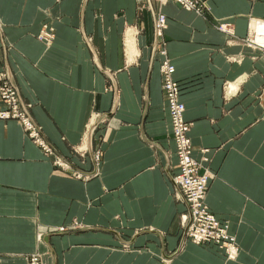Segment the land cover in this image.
Wrapping results in <instances>:
<instances>
[{
  "label": "crops",
  "instance_id": "crops-1",
  "mask_svg": "<svg viewBox=\"0 0 264 264\" xmlns=\"http://www.w3.org/2000/svg\"><path fill=\"white\" fill-rule=\"evenodd\" d=\"M198 1L0 0V71L51 145L0 119V264L33 253L44 264H264V50L244 42L264 0ZM46 22L49 41L38 37ZM163 59L192 156L214 173L205 200L228 221L235 259L181 241L187 204L171 179Z\"/></svg>",
  "mask_w": 264,
  "mask_h": 264
},
{
  "label": "built area",
  "instance_id": "built-area-1",
  "mask_svg": "<svg viewBox=\"0 0 264 264\" xmlns=\"http://www.w3.org/2000/svg\"><path fill=\"white\" fill-rule=\"evenodd\" d=\"M164 3L167 0H157ZM187 9L200 8L198 0H175ZM255 29L249 25V32L244 37L245 44L264 50V20H255ZM166 24V15L163 12L157 14L155 20V32L160 35ZM220 28H226L227 24H220ZM48 28V29H47ZM44 25L38 33V37L45 41L51 38L50 28ZM229 32V31H228ZM257 37L258 40H254ZM174 65L167 59L160 64L161 87L165 94L166 105L169 113L171 136L175 142V153L178 160V170L171 175V179L177 190V195L187 204V212L182 216L185 226L184 238L193 243H213L217 245L229 257L232 247L238 248L235 236L229 233L227 221L219 220L210 211L205 200L206 191L210 179L214 176L207 166L199 171L201 163L192 156V142L189 135L190 121L184 117L185 104L180 98V84L174 77ZM0 119H20L23 125L32 128L31 135L45 151H51V145L42 139V133L28 112L23 108L18 88L11 76L6 71H0ZM32 120V121H31ZM31 123L33 126H31ZM60 227V230H63ZM29 264H44L38 253H33L28 258Z\"/></svg>",
  "mask_w": 264,
  "mask_h": 264
},
{
  "label": "rangeland",
  "instance_id": "rangeland-1",
  "mask_svg": "<svg viewBox=\"0 0 264 264\" xmlns=\"http://www.w3.org/2000/svg\"><path fill=\"white\" fill-rule=\"evenodd\" d=\"M264 20V19H263ZM42 25H44V24H42ZM45 26H46V28H47V26L49 27V25H48V23L46 22L45 23ZM253 26L256 28V26H257V24H253ZM51 30H52V28H51V26L49 27ZM48 29V28H47ZM40 31H41V28H40ZM127 36H126V43H127V47H129L130 48V45H129V42L131 41V40H133V35H132V33H131V31H128L127 32ZM51 35V38H50V40L54 37V34H53V32L50 34ZM132 35V36H131ZM129 39H128V38ZM132 37V38H131ZM42 39V38H41ZM43 40V39H42ZM46 40V39H45ZM130 40V41H129ZM128 48V51L130 50ZM133 53H137V52H133ZM125 54H127L128 55V52H126L125 51ZM129 54H130V52H129ZM11 76V75H10ZM32 121V120H31ZM31 126H33L32 125V123H31ZM24 129H25V133H26V135L27 136H29L33 141H35V142H38V141H36L35 139H34V137L31 135V130H32V128H29V127H27L26 125H24ZM40 130H41V128H40ZM40 133H42V131L40 132ZM43 136V135H42ZM42 139L46 142L47 140L44 138V136L42 137ZM99 155H100V151L99 150H96L95 151V154H94V156H95V158H98L99 157ZM175 193L177 194V190H176V188H175ZM178 196V195H177ZM180 198V197H179ZM187 211H185L183 214H181V223H182V234H181V241L182 240H185V238H184V232H185V225L186 224H183V220H182V216L186 213ZM222 221H227V220H222ZM227 223H228V221H227ZM75 224H76V222L75 221H73V225L72 226H74L75 227ZM228 226H229V223H228ZM64 228V227H63ZM64 230V229H63ZM62 231V230H61ZM229 233L230 234H232L233 236H235L231 231H230V228H229ZM187 239V238H186ZM217 246V245H216ZM239 246V245H238ZM180 247V246H179ZM217 248L218 249H220L218 246H217ZM221 250V249H220ZM221 252L223 253V251L221 250ZM223 255H224V253H223ZM225 256V255H224ZM42 260V259H41ZM43 261V260H42Z\"/></svg>",
  "mask_w": 264,
  "mask_h": 264
},
{
  "label": "bare ground",
  "instance_id": "bare-ground-1",
  "mask_svg": "<svg viewBox=\"0 0 264 264\" xmlns=\"http://www.w3.org/2000/svg\"><path fill=\"white\" fill-rule=\"evenodd\" d=\"M253 24V23H252ZM253 26V25H252ZM258 26V25H257ZM256 26V27H257ZM253 29H255V27L253 26ZM128 35V34H127ZM132 36V35H131ZM128 38V37H127ZM132 38V37H131ZM129 39V38H128ZM253 39L254 40H258V38L257 37H253ZM130 41V40H129ZM264 41V40H263ZM129 45H130V50H129V52H132V50H133V47H134V44H133V41L131 40L130 42H129ZM175 71V70H174ZM235 239H236V237H235ZM238 250H239V248H237V249H235L234 247H232L231 248V250H230V255H229V257H226L227 259H235L236 258V256H237V254H238Z\"/></svg>",
  "mask_w": 264,
  "mask_h": 264
}]
</instances>
